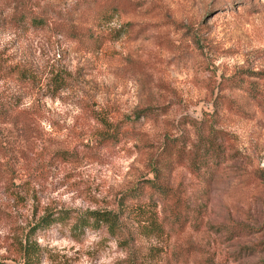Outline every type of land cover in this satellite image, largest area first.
<instances>
[{
  "label": "rangeland",
  "instance_id": "374dc122",
  "mask_svg": "<svg viewBox=\"0 0 264 264\" xmlns=\"http://www.w3.org/2000/svg\"><path fill=\"white\" fill-rule=\"evenodd\" d=\"M0 66V264H264V0H0Z\"/></svg>",
  "mask_w": 264,
  "mask_h": 264
},
{
  "label": "trees",
  "instance_id": "16d2710c",
  "mask_svg": "<svg viewBox=\"0 0 264 264\" xmlns=\"http://www.w3.org/2000/svg\"><path fill=\"white\" fill-rule=\"evenodd\" d=\"M16 22L27 27H47V22L44 20V18L40 17L37 13L34 12H32L31 14H27L26 12L18 14ZM61 26L62 25L58 26V33L68 35L72 38H75L78 35L76 31L68 28L65 29L62 28L63 26ZM0 73L5 77H13L16 81L19 82H26L29 78L24 71L17 70L15 66H0ZM62 82L63 80H59L55 77L52 80L51 85L55 88H59L61 87ZM14 99H16V97L13 95H7L0 98V120L4 119V117L9 116L14 111ZM178 213V208H172L171 214L175 223H178ZM144 215L146 217L145 221L147 222V225L144 226V228L147 230L148 234L160 235L162 233H165L164 223L158 221L155 215L150 212H146ZM93 218V221L96 224L100 223L104 227L107 235H110L112 237L117 236V219L115 217L106 212H97L93 215Z\"/></svg>",
  "mask_w": 264,
  "mask_h": 264
}]
</instances>
